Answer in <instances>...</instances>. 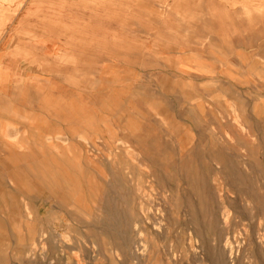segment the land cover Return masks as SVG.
<instances>
[{
	"label": "rangeland",
	"instance_id": "1",
	"mask_svg": "<svg viewBox=\"0 0 264 264\" xmlns=\"http://www.w3.org/2000/svg\"><path fill=\"white\" fill-rule=\"evenodd\" d=\"M0 264H264V0H0Z\"/></svg>",
	"mask_w": 264,
	"mask_h": 264
},
{
	"label": "bare ground",
	"instance_id": "2",
	"mask_svg": "<svg viewBox=\"0 0 264 264\" xmlns=\"http://www.w3.org/2000/svg\"><path fill=\"white\" fill-rule=\"evenodd\" d=\"M19 67H20V66H19ZM88 116H89V115H88ZM4 130H5V129H4ZM1 131H2V130H1ZM7 134H8V133H7ZM54 136H55V135H54ZM8 137H9V136H8ZM13 137H14V135H13ZM13 137H12V139H13ZM2 138H3V137H2ZM3 139H4V138H3ZM10 139H11V137H10ZM12 139H11V140H12ZM4 141H7V140L4 139ZM13 141H15V140L13 139ZM47 161H48V160H47Z\"/></svg>",
	"mask_w": 264,
	"mask_h": 264
}]
</instances>
